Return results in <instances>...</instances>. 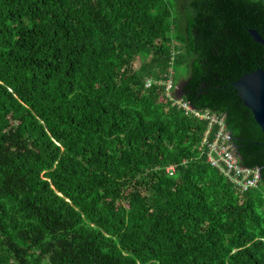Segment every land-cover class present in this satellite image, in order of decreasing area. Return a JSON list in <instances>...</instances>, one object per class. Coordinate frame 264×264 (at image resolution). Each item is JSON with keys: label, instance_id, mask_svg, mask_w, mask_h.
I'll return each instance as SVG.
<instances>
[{"label": "trees", "instance_id": "trees-1", "mask_svg": "<svg viewBox=\"0 0 264 264\" xmlns=\"http://www.w3.org/2000/svg\"><path fill=\"white\" fill-rule=\"evenodd\" d=\"M249 29L264 0H0V264H264V169L237 190L164 85L259 169Z\"/></svg>", "mask_w": 264, "mask_h": 264}, {"label": "built area", "instance_id": "built-area-1", "mask_svg": "<svg viewBox=\"0 0 264 264\" xmlns=\"http://www.w3.org/2000/svg\"><path fill=\"white\" fill-rule=\"evenodd\" d=\"M151 85V81L147 82V86ZM166 86L167 98L171 101H175L174 95V82L172 78L164 84ZM178 108L183 110L186 115L196 117L199 120L207 121L209 123L208 131L206 132L203 140V145L208 152V162L221 171L232 181L237 190L245 192L254 187L259 180V169H251L243 166L232 143L230 142V135L226 129L224 122V115L220 116L217 113H213L209 110H199L192 106L189 102L175 101ZM218 127V131L213 139H210V131L214 126ZM168 170L174 171V167H170Z\"/></svg>", "mask_w": 264, "mask_h": 264}, {"label": "water", "instance_id": "water-1", "mask_svg": "<svg viewBox=\"0 0 264 264\" xmlns=\"http://www.w3.org/2000/svg\"><path fill=\"white\" fill-rule=\"evenodd\" d=\"M249 34L252 40L264 47V40L254 29H249ZM233 86L238 91V96L242 99L245 107L251 110L253 120L264 134V70L255 69L251 73L243 74L240 79L233 83ZM183 85L176 91L177 99H182L185 95ZM230 142L232 143L237 156L240 158L238 152L239 146L235 143V139L231 132ZM261 169H264V164L259 168V176L261 177Z\"/></svg>", "mask_w": 264, "mask_h": 264}, {"label": "rangeland", "instance_id": "rangeland-1", "mask_svg": "<svg viewBox=\"0 0 264 264\" xmlns=\"http://www.w3.org/2000/svg\"><path fill=\"white\" fill-rule=\"evenodd\" d=\"M186 71L185 69L183 68H177L176 71H175V76H176V79H177V84L176 86L174 87V90L172 92V94L174 95V99L175 101H181L182 99H177L176 98V91L179 90L183 85H185L187 83V81H185V77H186ZM166 87V86H165ZM167 93V92H166ZM175 101L172 102V105L173 106H177V104H175ZM165 102V101H164ZM178 107V106H177ZM205 111V110H204ZM229 133V132H228Z\"/></svg>", "mask_w": 264, "mask_h": 264}]
</instances>
